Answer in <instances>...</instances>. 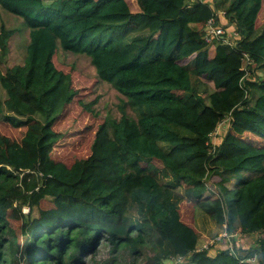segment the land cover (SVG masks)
Returning a JSON list of instances; mask_svg holds the SVG:
<instances>
[{
  "label": "trees",
  "instance_id": "obj_1",
  "mask_svg": "<svg viewBox=\"0 0 264 264\" xmlns=\"http://www.w3.org/2000/svg\"><path fill=\"white\" fill-rule=\"evenodd\" d=\"M160 1L165 15L154 11ZM0 7L21 24L0 28V122L34 129L10 151L0 144V264H168L179 255L160 233L167 190L193 204L194 229L205 238L259 235L256 247L193 250L173 261L264 264L262 0H0ZM217 12L227 14L236 40H205L202 25ZM61 51L87 56L96 82L123 95L134 114L105 116L89 153L69 165L52 156L72 132L56 129L50 105ZM75 95L69 81L61 111ZM96 101L79 103L91 111ZM222 117L229 125L213 143ZM142 136L165 157L181 150L183 161L176 168L143 161L131 143ZM108 187L119 195L104 196ZM103 214L125 232L103 225Z\"/></svg>",
  "mask_w": 264,
  "mask_h": 264
},
{
  "label": "rangeland",
  "instance_id": "obj_2",
  "mask_svg": "<svg viewBox=\"0 0 264 264\" xmlns=\"http://www.w3.org/2000/svg\"><path fill=\"white\" fill-rule=\"evenodd\" d=\"M154 11L159 15L165 14L162 2L155 3ZM163 11V12H162ZM162 13V14H161ZM260 18H264V0H262V11ZM20 27V21L14 15L8 13L2 7H0V28L5 26L7 28ZM230 30V29H229ZM226 31V35L230 34V31ZM21 36L25 39L27 36V30L21 27ZM56 64L62 69L63 74L59 81V91L53 95L50 100L51 112L55 116H58V120L55 124L58 130H71V133H67L66 138L59 141L55 145L52 156L56 159L62 160L68 165L78 156H85L89 153V146L93 137V133L96 126L107 115L115 118L121 117H134L130 108L125 105V98L118 93L106 82H96L95 69L91 64L89 58L81 54H72L70 52H60L56 57ZM71 82L76 95L73 99L65 103V109L61 111L62 103L66 97V89L68 82ZM94 98H97L95 104L90 106L91 111H85L81 107L79 100H82L84 104H88ZM229 118L222 117L218 121L214 122L213 129L211 130V141L219 140L226 127L229 125ZM86 126H89L86 128ZM24 131H34L33 128L27 126L22 128H16L10 124L0 122V144L8 151L11 150L12 144L15 141H19ZM248 137V134L244 135ZM252 142L256 144H262L263 141L257 137H251ZM131 143L137 151H139L144 160L150 158L156 162L159 166L173 165L176 166L173 159L163 156L153 144L144 136L131 139ZM182 153L179 152L175 159L180 158ZM205 189L211 187L209 179L206 181ZM209 190V188H208ZM119 190L117 187H110L108 191L103 193L104 196L112 198L118 196ZM167 200V207L169 210V216L163 223V228L160 233L162 236H169L175 242L177 247V256L172 259L168 264H177L176 260L180 258V255L188 254L193 250H205L204 245L209 248L210 254H215L220 245H211L214 238H205L204 235L197 233L194 229V207L193 204L185 197L176 192L169 191ZM100 222L107 228L117 233L123 234L125 232L124 224H117L115 219L110 216L101 217ZM196 231V232H195ZM258 234L251 236L254 243L258 242ZM250 264H260L258 258L252 261Z\"/></svg>",
  "mask_w": 264,
  "mask_h": 264
},
{
  "label": "built area",
  "instance_id": "obj_3",
  "mask_svg": "<svg viewBox=\"0 0 264 264\" xmlns=\"http://www.w3.org/2000/svg\"><path fill=\"white\" fill-rule=\"evenodd\" d=\"M193 1L210 2L211 0H191V2ZM227 24V14L224 12H217L215 17L209 18L202 25L205 40L215 41L220 37H223L224 39L222 38V40L224 41L236 40L238 38L236 30H234V28H228ZM227 30L230 31V37L226 35ZM254 234L256 235L257 233H242L241 231L228 232L224 230L219 236L212 240L211 245L219 244V248L228 249L229 252L234 253L236 248L248 249L250 247H256L257 243H254V240L251 238ZM203 249L209 251L207 245H204ZM255 259L256 258L253 260ZM253 260H251V263Z\"/></svg>",
  "mask_w": 264,
  "mask_h": 264
},
{
  "label": "crops",
  "instance_id": "obj_4",
  "mask_svg": "<svg viewBox=\"0 0 264 264\" xmlns=\"http://www.w3.org/2000/svg\"><path fill=\"white\" fill-rule=\"evenodd\" d=\"M162 12H163V11H162ZM161 14H162V13H161ZM163 15H165V14H163ZM179 152H181V150H175V151H173L170 155L166 156V158L173 159V161H174L175 163L178 161V164H180V163L183 161V156H181L180 158L175 159V156H177ZM178 164H177L176 166H173V165H171V164H170V165H171L173 168H176V167L178 166ZM109 188H110V187L106 188V189L103 191V193L105 192V194H106V191H108ZM169 191H171V190H167V191H166L167 195H168ZM171 192H173V191H171ZM118 193H119V192H118ZM103 195H104V194H103ZM118 195H119V194H118Z\"/></svg>",
  "mask_w": 264,
  "mask_h": 264
}]
</instances>
